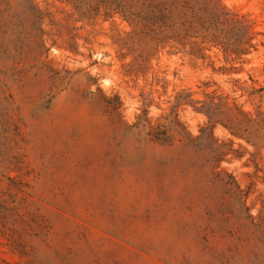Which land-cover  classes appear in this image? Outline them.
I'll use <instances>...</instances> for the list:
<instances>
[{
    "label": "rangeland",
    "instance_id": "374dc122",
    "mask_svg": "<svg viewBox=\"0 0 264 264\" xmlns=\"http://www.w3.org/2000/svg\"><path fill=\"white\" fill-rule=\"evenodd\" d=\"M219 2L248 54L0 0V264H264V0Z\"/></svg>",
    "mask_w": 264,
    "mask_h": 264
},
{
    "label": "trees",
    "instance_id": "16d2710c",
    "mask_svg": "<svg viewBox=\"0 0 264 264\" xmlns=\"http://www.w3.org/2000/svg\"><path fill=\"white\" fill-rule=\"evenodd\" d=\"M84 14L104 10L120 13L132 26L142 27L158 41L182 39L200 32L224 51L248 54L251 47L248 20L230 14L219 0H68ZM167 137L155 140L165 143Z\"/></svg>",
    "mask_w": 264,
    "mask_h": 264
}]
</instances>
